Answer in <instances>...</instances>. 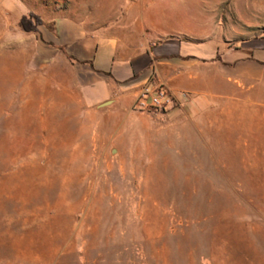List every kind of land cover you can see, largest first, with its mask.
<instances>
[{"label": "rangeland", "instance_id": "rangeland-1", "mask_svg": "<svg viewBox=\"0 0 264 264\" xmlns=\"http://www.w3.org/2000/svg\"><path fill=\"white\" fill-rule=\"evenodd\" d=\"M145 2L0 0V264H264V91L98 108L59 47L60 22ZM186 2L264 32V0Z\"/></svg>", "mask_w": 264, "mask_h": 264}, {"label": "crops", "instance_id": "crops-1", "mask_svg": "<svg viewBox=\"0 0 264 264\" xmlns=\"http://www.w3.org/2000/svg\"><path fill=\"white\" fill-rule=\"evenodd\" d=\"M153 5L136 8L133 22L58 24L59 47L88 79V93L98 96L97 103L113 98L134 104L152 73L188 110L220 98L218 80L264 91V32L235 28L227 19L223 25L217 2L208 13L186 0H164L156 11ZM201 95L212 99L200 100Z\"/></svg>", "mask_w": 264, "mask_h": 264}, {"label": "built area", "instance_id": "built-area-1", "mask_svg": "<svg viewBox=\"0 0 264 264\" xmlns=\"http://www.w3.org/2000/svg\"><path fill=\"white\" fill-rule=\"evenodd\" d=\"M174 94L162 83L158 82L152 73L140 88L134 102V107L142 111H165L174 106Z\"/></svg>", "mask_w": 264, "mask_h": 264}, {"label": "water", "instance_id": "water-1", "mask_svg": "<svg viewBox=\"0 0 264 264\" xmlns=\"http://www.w3.org/2000/svg\"><path fill=\"white\" fill-rule=\"evenodd\" d=\"M114 103H115L114 100H109V101H106V102L100 104V105L98 106V108H105V107L111 106V105L114 104Z\"/></svg>", "mask_w": 264, "mask_h": 264}, {"label": "trees", "instance_id": "trees-1", "mask_svg": "<svg viewBox=\"0 0 264 264\" xmlns=\"http://www.w3.org/2000/svg\"><path fill=\"white\" fill-rule=\"evenodd\" d=\"M22 23H23V21L21 22V24H22ZM38 23H39V25L42 24V23H43V20L39 19V20H38Z\"/></svg>", "mask_w": 264, "mask_h": 264}]
</instances>
